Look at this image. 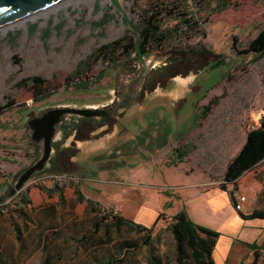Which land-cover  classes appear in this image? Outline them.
<instances>
[{
	"label": "rangeland",
	"instance_id": "rangeland-1",
	"mask_svg": "<svg viewBox=\"0 0 264 264\" xmlns=\"http://www.w3.org/2000/svg\"><path fill=\"white\" fill-rule=\"evenodd\" d=\"M21 21L26 24H19ZM139 26L153 31L154 37L147 38L146 48L159 45L201 51L197 62L204 67L191 73L198 75L186 88L197 89L200 82L202 87L188 91L182 105L176 108L166 104L163 97L158 98L161 106L143 118L140 115L146 109L142 105L135 108L130 120L133 125L127 130L132 138L130 152H124V143H118L102 154L112 158L107 165L88 171L95 179L89 184L102 200L113 203L122 195L128 197L126 210L130 215L143 212L137 207L139 204L148 208L144 210L146 214L154 208L174 209L178 203L174 199L177 193L173 192L189 190L173 191L172 184L202 179L204 175L200 170L191 177L187 173L180 175L181 167L189 161L174 157L180 152L176 148L184 149L179 142L181 136L192 132L197 117L206 115L205 107L197 108L199 103L217 106L210 130L217 136L227 135V141L230 137L238 141L259 125L264 113V56L250 51V43L264 31V0H65L0 27L1 164L4 155L22 160L24 156L29 158L28 145L37 149L27 131L31 114L56 106L83 107L109 96L108 89L114 85L120 68L116 65L127 60L124 45L111 54L98 49L117 39H123L127 47L135 45ZM133 53L131 58L136 56ZM35 76L44 80L38 86L42 91L39 96L38 88L33 87ZM85 80L89 86L80 87L79 82ZM30 99L33 104L27 106ZM179 119L183 122L179 123ZM151 134L162 135L164 141L144 154L141 150L146 146L145 140L148 138L150 146L156 141L157 135ZM218 138L222 141L219 144L226 139ZM32 162L27 161L24 168ZM19 172L12 173L8 165L0 169V195L4 197L2 202L7 201L3 205L9 208L20 200L19 196H7ZM52 172L70 173L58 168H51ZM100 216L112 217L105 210ZM168 223L169 219H161L149 225L153 238L150 243L145 242L144 233L130 225L118 228L112 223L108 226L109 237L104 229H86L75 246L91 242L87 254L75 262L72 258L62 259L60 264H178L176 241ZM131 239L136 240V246H121ZM74 249L65 248L63 255L70 256ZM157 257L161 262H156Z\"/></svg>",
	"mask_w": 264,
	"mask_h": 264
},
{
	"label": "crops",
	"instance_id": "crops-1",
	"mask_svg": "<svg viewBox=\"0 0 264 264\" xmlns=\"http://www.w3.org/2000/svg\"><path fill=\"white\" fill-rule=\"evenodd\" d=\"M182 80L186 82L187 79ZM175 92L177 93L178 90L173 87L168 93L176 98L184 95L183 91H179L177 95ZM206 105L207 103L202 102L197 108H204ZM216 109L217 106L214 105L207 115L197 117L192 132L186 134L190 135L189 138L184 135L179 140L183 143L184 149L177 148L180 152H176L173 156H182L189 161L186 166L181 167L180 175L187 173L191 177L198 170L204 175L202 179L172 184L173 191L174 188L189 190L173 192L177 193L174 199L178 203L174 209L154 208L152 212L146 214L144 210L148 208L144 204H139L137 207L143 212L130 215L126 210L128 197L122 195L113 203H108L91 187L89 183L95 179L88 171L92 172L112 159L108 155H102L106 150L109 151L118 143H124V152H130L128 146L131 145L132 138L128 133H118L117 127L112 133H107L98 139L78 142L77 147L80 150L72 159L78 163L92 159L94 162L90 163L89 170L64 174L45 173L40 183L15 195L21 198V193L27 192L29 202L18 200V204L12 203L10 208L8 205H3L7 201L0 203V264H60L65 258H72L73 262L79 261L87 254V246L91 244L89 241V244L86 241L81 243L86 250L81 246L79 248L75 246L80 243L77 239L82 233L86 229L97 227V231L104 229L107 235L108 226L113 221L111 218H101L98 203L100 206L116 207L119 215L147 227L152 225L161 213L173 216L185 211L192 221L218 231V239L213 248L215 264H263L264 218H245L243 215L264 207V162L239 179L237 187L240 192L247 195L248 199L242 204L241 210L237 209L230 190L223 189L217 182L224 176L231 160L239 150H242L247 133L238 141H234L232 137L227 141L228 137L224 134L215 135L210 128L215 120L213 116ZM181 122L183 121L179 119V123ZM156 135L151 134L153 137ZM220 136V139L226 138L222 144H219L222 142L219 141ZM162 138L165 137L157 135L154 138L156 141L151 142V146L147 138L142 153L157 148L158 143L164 141ZM72 139L73 135L68 138L67 143L69 144ZM28 148L26 150L29 158L23 155L24 159L20 160L19 156L4 155L2 165H8L12 173L21 170L36 158V147L28 145ZM47 188L52 189L51 194L47 192ZM76 189L83 194L82 199L78 197ZM64 237H67L65 244ZM103 240L109 242L106 237H103ZM67 247H75V249L70 256L65 257L63 251Z\"/></svg>",
	"mask_w": 264,
	"mask_h": 264
},
{
	"label": "flooded vegetation",
	"instance_id": "flooded-vegetation-1",
	"mask_svg": "<svg viewBox=\"0 0 264 264\" xmlns=\"http://www.w3.org/2000/svg\"><path fill=\"white\" fill-rule=\"evenodd\" d=\"M140 50L141 55L138 51L134 58L116 65L120 68L116 71L114 85L108 89L109 96L102 101L86 103L83 107L74 105L73 109L85 110L82 115L76 112L61 115L62 138L55 143L56 151L50 168L74 173L89 170L90 163L94 162L92 159L80 163L72 159L80 150L77 147L78 142L98 139L107 133H112L117 127L118 133H127L129 127L133 125L130 120L138 105L146 109L145 114L140 115V118H143L155 112L159 105L161 106L158 98H165L166 104L176 108L182 105L188 91L201 89V82L199 85L194 84L197 85V89H192L190 86L186 88L198 75L191 73L200 72L204 67L197 62L198 52L202 53L201 51L190 47L162 48L159 45L151 48L145 46ZM182 79L187 80L184 82ZM173 87L178 92L183 91L184 95L176 98L169 94V90ZM177 93L175 92L176 95ZM89 105L92 106L87 107ZM41 112L44 111L38 113ZM38 113L31 114L30 118ZM71 135L73 139L68 144L67 140Z\"/></svg>",
	"mask_w": 264,
	"mask_h": 264
},
{
	"label": "trees",
	"instance_id": "trees-1",
	"mask_svg": "<svg viewBox=\"0 0 264 264\" xmlns=\"http://www.w3.org/2000/svg\"><path fill=\"white\" fill-rule=\"evenodd\" d=\"M150 24V22H149ZM136 27V35L137 41L135 45H131L127 47L122 41L123 39H117L113 42H109L106 45L100 47L98 49L99 52H109L114 53L115 49L124 45V54L125 58L128 60L131 58L132 53L138 52V42L143 48L146 46V41L148 37H154L153 31L149 30V27L144 30V28ZM147 47V46H146ZM250 51L257 52V55L262 57L264 56V31L258 34L250 43ZM124 60V59H123ZM115 64L118 62H114ZM217 63H220L218 61ZM33 87L38 88V86L44 82L43 78L40 76H35L32 79ZM90 82L88 80L80 81L79 86L82 88H87ZM36 96L42 94L41 89L38 88L36 91ZM211 107L208 105L204 108V113L207 115V111H210ZM177 149V148H176ZM179 151V150H178ZM264 162V113L262 117H260L259 125L252 128L247 133V138L242 150L235 155V157L227 166L225 174L223 176V181L220 183V186L223 189H229L228 184L233 183L235 186L239 183V179L248 171L258 167L260 164ZM47 192L49 194L52 193V189L47 188ZM231 192V191H230ZM27 192L21 193L20 200L24 202H29L27 197ZM76 193L80 199L83 198V194L76 189ZM232 195V192H231ZM233 198V195H232ZM234 199V198H233ZM90 201V200H89ZM91 202V201H90ZM100 204V203H98ZM100 212L103 210L99 207ZM111 219L113 221L110 223L115 224L118 228H121L125 225H130L131 228L135 230H139L140 233H144V240L146 243H150L152 241V236L149 233L151 227H147L145 225L139 224L131 219L123 217V215L113 214ZM245 218H264V207L259 209H254L249 214H244ZM161 219H169L168 227L172 230V234L176 241V259L178 264H215L213 259V248H215L217 239H218V231L205 225L196 223L192 221L185 211H181L175 215H165V213L159 214L157 218V222ZM107 235L109 234V229L106 231ZM137 242L135 239L125 240L121 246H136ZM156 262H161L160 258H155Z\"/></svg>",
	"mask_w": 264,
	"mask_h": 264
},
{
	"label": "water",
	"instance_id": "water-1",
	"mask_svg": "<svg viewBox=\"0 0 264 264\" xmlns=\"http://www.w3.org/2000/svg\"><path fill=\"white\" fill-rule=\"evenodd\" d=\"M63 1L65 0H0V27L21 20L43 9L46 10ZM140 47L141 45L138 42L137 49L141 55ZM90 106L92 105L87 107ZM72 111H77L76 113L80 115L85 112V110H76L67 105L56 106L47 109L43 113H38L28 120V134L32 142L37 145L36 158L15 176L8 197H13L30 177L50 172L51 161H53L56 151L55 143L62 138V131L60 130L61 115ZM3 198L0 195V203Z\"/></svg>",
	"mask_w": 264,
	"mask_h": 264
},
{
	"label": "built area",
	"instance_id": "built-area-1",
	"mask_svg": "<svg viewBox=\"0 0 264 264\" xmlns=\"http://www.w3.org/2000/svg\"><path fill=\"white\" fill-rule=\"evenodd\" d=\"M133 54H135V52ZM32 104H33V100L32 99H30V100H28L26 102V105L27 106H31ZM2 168H3V166H2V164L0 162V169H2ZM42 175L41 174H38V175H35L33 177H30L25 182V184L23 185V187L17 193L21 192L22 190H26L28 187H30L32 185H35V184L40 183V181H42ZM221 182H224L223 181V177L220 180H218L217 183L220 185ZM228 188L232 192V195H233V198H234L233 201H234L235 207L237 209L241 210L242 204L248 199L247 195H245L244 193L240 192L239 189H238V187H237V185L235 186V184H233V183L228 184ZM101 208L103 210L108 211V212H111L113 214H118V212H119L118 208L113 207V206L106 207V206H102L101 205Z\"/></svg>",
	"mask_w": 264,
	"mask_h": 264
},
{
	"label": "bare ground",
	"instance_id": "bare-ground-1",
	"mask_svg": "<svg viewBox=\"0 0 264 264\" xmlns=\"http://www.w3.org/2000/svg\"><path fill=\"white\" fill-rule=\"evenodd\" d=\"M75 2H76V0H74ZM59 3H61V2H59ZM58 3V4H59ZM57 5V4H56ZM62 5V4H61ZM55 11H58V7H56V6H54V8H53ZM48 14V13H47ZM37 15L38 14H36V16L34 15L33 17L34 18H36L37 17ZM19 24H21V25H25L26 24V21H21Z\"/></svg>",
	"mask_w": 264,
	"mask_h": 264
}]
</instances>
